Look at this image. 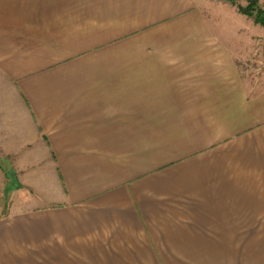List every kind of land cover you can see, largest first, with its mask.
I'll return each mask as SVG.
<instances>
[{
    "label": "crops",
    "instance_id": "0c3cea01",
    "mask_svg": "<svg viewBox=\"0 0 264 264\" xmlns=\"http://www.w3.org/2000/svg\"><path fill=\"white\" fill-rule=\"evenodd\" d=\"M210 3L0 0V264H264L261 27Z\"/></svg>",
    "mask_w": 264,
    "mask_h": 264
},
{
    "label": "rangeland",
    "instance_id": "374dc122",
    "mask_svg": "<svg viewBox=\"0 0 264 264\" xmlns=\"http://www.w3.org/2000/svg\"><path fill=\"white\" fill-rule=\"evenodd\" d=\"M215 1L225 2L223 0H210L213 8V16L218 13L222 19H227L229 22L234 21L236 28L239 32L245 35L252 34L251 23L256 24L253 17L242 13L239 7H247L250 2H255V7L264 10V0H235L227 1L226 6L213 4ZM211 7V6H210ZM216 7V8H215ZM224 7V8H223ZM219 8V9H217ZM257 12V10L255 11ZM242 19V20H241ZM242 21V22H241ZM261 46L264 44V27L260 25ZM244 71L249 75L248 71L251 70L247 64H244ZM14 154H4L0 151V218L6 215L10 209L13 198V190L15 188V181L19 180V170L16 168V160ZM18 187V186H17Z\"/></svg>",
    "mask_w": 264,
    "mask_h": 264
},
{
    "label": "trees",
    "instance_id": "16d2710c",
    "mask_svg": "<svg viewBox=\"0 0 264 264\" xmlns=\"http://www.w3.org/2000/svg\"><path fill=\"white\" fill-rule=\"evenodd\" d=\"M226 1H232L235 0H226ZM240 11L250 17H253L256 24H259L264 27V10L257 9L255 7V2H250V5L247 7H239ZM257 10V12H255Z\"/></svg>",
    "mask_w": 264,
    "mask_h": 264
}]
</instances>
